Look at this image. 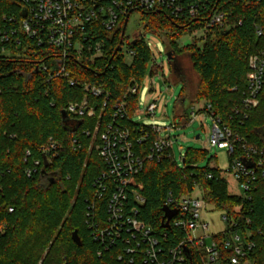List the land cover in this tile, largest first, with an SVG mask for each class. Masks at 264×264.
I'll return each mask as SVG.
<instances>
[{"label":"trees","instance_id":"obj_1","mask_svg":"<svg viewBox=\"0 0 264 264\" xmlns=\"http://www.w3.org/2000/svg\"><path fill=\"white\" fill-rule=\"evenodd\" d=\"M219 3L231 13L232 22L242 23L224 30L214 29L203 46L195 43L179 49L177 42L181 35L199 25L173 19L167 13L142 14L144 30L156 34L161 30L172 31L165 39L167 52L177 62L184 54L190 58L199 82L193 93L188 86L183 88L177 102L181 109L188 98L191 104L207 102L215 114L233 126L235 134L264 148V77L259 107L250 111L246 119L230 121L246 92L249 58L264 54V3L236 4L228 0H219ZM9 15L18 16V3L0 0V21ZM123 27L124 23L117 32L103 34L105 51L99 59L92 61L86 56L69 62L68 69L76 85H70L65 79L49 81L47 74L36 72L38 64L49 65L50 61L49 57L34 52V48L32 52L12 51L10 56H4L1 53L4 45L0 44V264H116L120 249L118 246L107 251L101 248L94 240L88 216L89 207L94 204L95 220L102 222L107 218V197L95 200V182L106 172V165L97 150L100 133L97 138L92 136L103 113V100L90 99L93 110L82 119L68 115L70 122L79 123L76 131L65 127L62 112H66L69 104L81 102L83 86L92 84L109 95L104 112L106 119L114 105L125 103L129 120L123 123L133 132L142 126L133 117L152 53L144 35H136L133 40L126 34L122 37ZM122 39L121 50L115 55ZM125 44L134 52L130 63L122 52ZM135 87L137 93H132ZM235 87L237 92H232ZM187 117L188 114L177 115L176 123ZM146 148L140 150L143 156ZM44 150L48 155H44ZM28 151L31 156L25 163ZM205 158V151L190 149L183 166L170 158L159 163L147 161L130 184V203L136 205L135 195L143 197L145 204L139 219L156 232H162L168 196L180 198L199 187L207 204L215 210L231 216L247 211L250 229L258 243L256 262L264 264V180L258 179L255 183L251 201L232 196L228 181L218 167L211 166V160L206 167L199 166ZM35 160L41 165L29 178L27 169ZM50 177L54 179L53 184ZM75 231L82 246L72 240Z\"/></svg>","mask_w":264,"mask_h":264},{"label":"built area","instance_id":"obj_2","mask_svg":"<svg viewBox=\"0 0 264 264\" xmlns=\"http://www.w3.org/2000/svg\"><path fill=\"white\" fill-rule=\"evenodd\" d=\"M236 4H260L264 0H228ZM18 16H4L0 21L1 53L40 52V56L49 57V65L38 64V71L52 79H65L70 85H76L68 69L69 62L86 56L92 61L102 57L105 51L104 33L117 32L134 13H167L171 18L189 22L190 25H202L213 32L238 24L231 21V13L219 0H16ZM129 23V22H128ZM262 35V31L259 32ZM38 55V54H37ZM131 57L133 51H129ZM264 54L249 58V72L246 76V92L240 105L235 107L230 121L247 118L248 113L260 105L259 96L263 87ZM237 87L231 89L237 92ZM84 98L81 102L71 103L66 109L73 119H82L92 111L91 100L102 99L103 112L97 122L93 138L100 133L97 147L99 156L106 165V172L95 182V200L107 197L105 221H97L96 208L89 207V227L93 230L94 240L106 251L118 246L119 255L116 264H257L258 243L250 229L251 220L247 211L237 215L224 213L225 230L213 236L209 234L210 223L205 221L208 208L212 207L202 197L192 194L180 198L168 196L165 207L177 211L170 221V227L156 232L152 226L139 219L145 199L134 196L136 205L129 201V187L135 176L140 174L147 161L165 158L174 159L172 142L161 138L163 131L158 126H141L136 132L123 122L127 117L125 103L114 105L109 119L104 114L108 107L109 95L103 89L92 84L83 86ZM137 93V88L131 90ZM199 113L195 110L187 119L181 120L186 126L206 114L213 121V130L209 138L212 147L226 149L230 157L229 173L234 177L243 197L251 201V192L258 182L264 180V148L248 143L234 132L221 116L215 114L211 104L200 102ZM193 108V106H192ZM157 103H150L147 115L154 118ZM108 120V121H107ZM180 122V123H181ZM102 128V132L101 131ZM85 134L90 136L89 131ZM136 135V137H135ZM155 136V139H152ZM147 153L140 150L146 147ZM52 151L56 145H51ZM44 155L48 151L44 150ZM31 156L27 152L24 162ZM47 159V158H46ZM247 163L254 165L250 168ZM41 163L35 160L27 169V176L37 173ZM216 168V167H214ZM211 177V176H210ZM196 189V188H195ZM213 208V207H212ZM214 209V208H213ZM14 211L10 209V213ZM205 212V215L203 214ZM163 225V222H162ZM173 231L170 235L169 232ZM261 233V232H260ZM208 239L211 244L207 243ZM99 256L102 252L99 251Z\"/></svg>","mask_w":264,"mask_h":264},{"label":"rangeland","instance_id":"obj_3","mask_svg":"<svg viewBox=\"0 0 264 264\" xmlns=\"http://www.w3.org/2000/svg\"><path fill=\"white\" fill-rule=\"evenodd\" d=\"M199 25V24H198ZM172 31L161 30L159 34L146 32L142 14L134 13L128 23L126 37L133 40L136 35H144V39L152 53V62L147 71L144 82L139 88L138 109L133 117L134 122L150 127L158 126L163 129L161 138H169L172 142V155L179 166H183V159L191 149L195 151H205L206 158L199 164L206 167L211 160L212 167H218L223 178L228 181L229 193L232 196H241L242 191L238 187L236 180L229 173L230 157L226 149L212 147L209 138L213 130V121L210 116L201 114L197 120L186 126L183 122L176 123V116L184 114L191 115L193 110L199 113L201 104H191V98L186 100L184 108L177 105L182 95L183 88L188 86L190 93L196 91L198 86V76L192 70V63L187 54H184L176 61H169L167 57L166 35ZM213 32L199 25L197 29L186 30L178 39V48L184 49L197 43L199 46L207 40V36ZM123 54L127 57L128 63L132 61L129 55L127 44L123 46ZM153 70V74H152ZM157 103L158 109L155 117L147 115V107L150 103ZM193 106V108H192ZM199 137V139H197ZM202 191L196 187L194 197H202ZM205 215V212L203 213ZM224 213L208 208L205 221L210 223L209 234L211 236L225 230L226 224L223 221ZM212 239H208L210 245Z\"/></svg>","mask_w":264,"mask_h":264},{"label":"water","instance_id":"obj_4","mask_svg":"<svg viewBox=\"0 0 264 264\" xmlns=\"http://www.w3.org/2000/svg\"><path fill=\"white\" fill-rule=\"evenodd\" d=\"M128 22H129V17H127V19L125 21V24H124V27H123V30H122V37H124L125 34H126V30H127V27H128ZM122 43H123V39L121 40L120 45L117 47V49H116V51L114 53L115 55L121 50ZM167 57H168L169 61H176V63H177L176 58L173 57V54L171 52H167ZM36 72H38V68L36 69ZM62 118H63V122L65 124V127L73 129L72 131H76L77 130V127H78L79 123L70 122L67 112H65V111L62 112ZM197 139H199V137ZM183 162H184V160H183ZM247 165L250 168H254V165H251L249 163H247ZM50 178H52L51 183L53 184L54 183V179H53V177H50ZM163 211H164V218H163L162 228L168 229L170 227L169 223L177 215V211L171 210L168 207H164ZM72 240L78 246H82V242H81V239H80L77 231H75L73 233Z\"/></svg>","mask_w":264,"mask_h":264}]
</instances>
